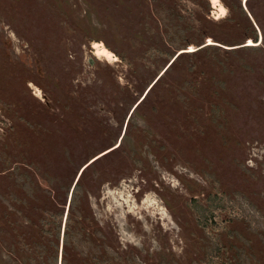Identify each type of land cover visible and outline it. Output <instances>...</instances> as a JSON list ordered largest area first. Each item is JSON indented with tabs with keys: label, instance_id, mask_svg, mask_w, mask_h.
I'll list each match as a JSON object with an SVG mask.
<instances>
[{
	"label": "rangeland",
	"instance_id": "rangeland-1",
	"mask_svg": "<svg viewBox=\"0 0 264 264\" xmlns=\"http://www.w3.org/2000/svg\"><path fill=\"white\" fill-rule=\"evenodd\" d=\"M216 3L0 0V264H264V0Z\"/></svg>",
	"mask_w": 264,
	"mask_h": 264
},
{
	"label": "trees",
	"instance_id": "trees-1",
	"mask_svg": "<svg viewBox=\"0 0 264 264\" xmlns=\"http://www.w3.org/2000/svg\"><path fill=\"white\" fill-rule=\"evenodd\" d=\"M253 40H254V42H257V40H256V35H254V37H253ZM178 58V56L177 57H175V59L173 60V62L176 60ZM172 62V63H173ZM78 189V186H77V184L76 185H74V188H73V191H75V190H77ZM67 218H68V216H67ZM59 227V226H58ZM67 230H68V228H67ZM57 237H58V230H57ZM69 237H71L70 236V234L68 233V231H66V229H65V231H64V233H63V236H62V243H63V245H64V247L67 245V241H68V239H69ZM94 248H98L97 246H95ZM99 252V251H98ZM61 255H62V257H61V259H60V264H66V260H65V256H66V253H65V250L62 248V250H61ZM37 257H38V259H37V262H38V264H42L43 262H45V264L47 263V262H49V263H51V262H57V256H56V254H54L53 252H48V254H46L45 256H44V254L42 253V252H39V254L37 255ZM44 257V259H42ZM52 258H53V260H52Z\"/></svg>",
	"mask_w": 264,
	"mask_h": 264
},
{
	"label": "bare ground",
	"instance_id": "bare-ground-1",
	"mask_svg": "<svg viewBox=\"0 0 264 264\" xmlns=\"http://www.w3.org/2000/svg\"><path fill=\"white\" fill-rule=\"evenodd\" d=\"M211 4L216 5L217 0H210ZM217 6V5H216ZM222 13L224 11L223 7H220V10ZM212 43L209 41V44ZM94 55L97 57H108L111 55V53L104 47H102L101 45L95 43L94 44Z\"/></svg>",
	"mask_w": 264,
	"mask_h": 264
},
{
	"label": "snow or ice",
	"instance_id": "snow-or-ice-1",
	"mask_svg": "<svg viewBox=\"0 0 264 264\" xmlns=\"http://www.w3.org/2000/svg\"><path fill=\"white\" fill-rule=\"evenodd\" d=\"M251 43V42H250Z\"/></svg>",
	"mask_w": 264,
	"mask_h": 264
}]
</instances>
